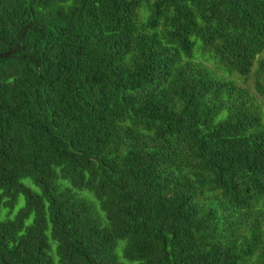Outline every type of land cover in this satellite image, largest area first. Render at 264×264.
I'll return each mask as SVG.
<instances>
[{
    "label": "trees",
    "instance_id": "trees-1",
    "mask_svg": "<svg viewBox=\"0 0 264 264\" xmlns=\"http://www.w3.org/2000/svg\"><path fill=\"white\" fill-rule=\"evenodd\" d=\"M2 210L0 264H264V0H0Z\"/></svg>",
    "mask_w": 264,
    "mask_h": 264
},
{
    "label": "rangeland",
    "instance_id": "rangeland-1",
    "mask_svg": "<svg viewBox=\"0 0 264 264\" xmlns=\"http://www.w3.org/2000/svg\"><path fill=\"white\" fill-rule=\"evenodd\" d=\"M206 64H207L209 67H211V68L214 67L213 65H211V64L208 63V62H207ZM238 82L240 83V85H243L242 82H241V80H239ZM247 86H248V88H249L250 91H251V90H252V87H253V77H252V76L249 77V79H248V81H247ZM26 182L29 183V181H26ZM22 203H23V198L20 197V198H19V203H18V205L15 206V208L13 209L11 216L17 212V210H18L19 207L22 205ZM5 214H6V211H5V210H2V212H1V214H0V218H2ZM117 252H118V254H119V256H120V255H121V253H120V247L117 249ZM126 264H135V263H127V262H126Z\"/></svg>",
    "mask_w": 264,
    "mask_h": 264
}]
</instances>
